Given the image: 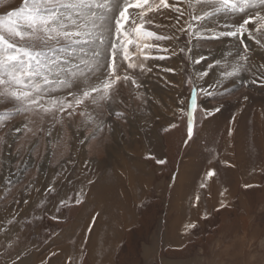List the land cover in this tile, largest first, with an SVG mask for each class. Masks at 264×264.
<instances>
[{
    "label": "rangeland",
    "instance_id": "1",
    "mask_svg": "<svg viewBox=\"0 0 264 264\" xmlns=\"http://www.w3.org/2000/svg\"><path fill=\"white\" fill-rule=\"evenodd\" d=\"M167 2L129 8L119 37L123 2L114 8L100 56L66 53L38 80L43 108L0 96V264H264V29L246 25L259 45L247 32L216 38L264 4L195 21L200 6ZM21 7L0 0V17ZM112 43L117 74L132 79L76 105L108 76ZM251 170L248 187L237 174Z\"/></svg>",
    "mask_w": 264,
    "mask_h": 264
},
{
    "label": "snow or ice",
    "instance_id": "2",
    "mask_svg": "<svg viewBox=\"0 0 264 264\" xmlns=\"http://www.w3.org/2000/svg\"><path fill=\"white\" fill-rule=\"evenodd\" d=\"M123 2V8L119 11V19L115 20L117 26V37L121 29L129 20L127 15L129 8L143 9L145 12L153 11L150 0H22V7L9 13V18L0 17V85L4 90L0 91V96L15 99L17 101H27L31 105L44 107L41 103L42 89L38 80L45 84L50 83L48 77L59 68L57 57L66 53L82 51L89 46L92 47L93 57H98L103 49L96 46L104 45L110 29L107 27L109 14L114 8H119ZM190 8L200 6L201 12L193 15L192 19L201 21L221 13H243L249 8L256 6L257 0H186ZM264 4V0H260ZM172 7L167 0H159L156 8ZM176 11H180L178 7ZM14 17V18H13ZM254 19L255 30L259 32L264 29V15L256 14V17L245 19L238 28L222 32L219 36H230L240 39L245 32L259 45L257 40L246 25ZM143 23V16L140 17ZM133 32H139L136 21H132ZM191 27V25H189ZM148 37L156 39H169V37L159 36L153 32H147ZM125 41L122 49L123 59L128 61V68H135L137 65L132 62L129 55L128 44L132 43L128 39V33L124 32ZM31 41L27 46H18L15 42ZM39 41L42 47L37 48L35 42ZM109 74L99 85L90 87L82 92L80 99H76V105L84 102V99L92 97L93 93L103 92L101 98H110L109 93L113 85L121 79L131 80L128 75L117 74L116 65L117 45L112 43ZM149 47L148 44L144 45ZM245 54L239 55L240 61H247V45ZM163 58V57H161ZM142 67V64L140 65ZM242 65H233L230 71H224V78L239 76ZM126 71V69H125ZM134 82V81H133ZM93 102L95 98L93 97ZM56 101L51 102V107H55ZM195 103V102H193ZM71 106V105H69ZM47 112L50 109L44 108ZM63 111V109H61ZM70 114V113H69ZM189 136L192 134V127L188 129ZM209 172V176L213 175Z\"/></svg>",
    "mask_w": 264,
    "mask_h": 264
},
{
    "label": "crops",
    "instance_id": "3",
    "mask_svg": "<svg viewBox=\"0 0 264 264\" xmlns=\"http://www.w3.org/2000/svg\"><path fill=\"white\" fill-rule=\"evenodd\" d=\"M262 150L264 151V139H263V141H262ZM246 164V163H245ZM244 164V165H245ZM248 164H250V163H248ZM251 165V164H250ZM250 165H248V166H250ZM212 167H214V166H212ZM252 167H255V165L254 166H252ZM216 171V170H215ZM246 173V175H245V180H244V174ZM238 175L240 176V178L239 179H241V182H242V184H244L243 183V181L245 182V186H248V187H250L251 185H255V184H257V182H256V177H257V175H256V173H254L252 170L249 172V171H245V172H240L239 174H237V177H238ZM194 175H192V174H190V178H189V183L192 181V177H193ZM215 180H217V178L215 179ZM192 182H194V181H192ZM191 182V183H192ZM214 184H216V181H215V183ZM213 184V185H214ZM217 187V185L215 186V188Z\"/></svg>",
    "mask_w": 264,
    "mask_h": 264
},
{
    "label": "bare ground",
    "instance_id": "4",
    "mask_svg": "<svg viewBox=\"0 0 264 264\" xmlns=\"http://www.w3.org/2000/svg\"><path fill=\"white\" fill-rule=\"evenodd\" d=\"M167 98V97H166ZM170 106V105H169ZM167 110V109H166ZM156 112V111H155ZM206 133H209L208 131H206ZM226 143V142H225ZM237 157V156H236ZM191 162V163H190ZM189 162V164H188V166H187V168H186V170L185 169H183V175L184 174H186V175H188V177H189V174H190V169L189 168H191V171H193L194 172V169L195 168H193V163H192V161H190ZM231 162V161H230ZM238 162V161H237ZM241 162V161H240ZM240 166V165H239ZM192 173V172H191ZM185 179V181L186 180H188L187 178H184ZM182 181V180H181Z\"/></svg>",
    "mask_w": 264,
    "mask_h": 264
}]
</instances>
